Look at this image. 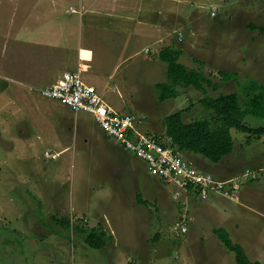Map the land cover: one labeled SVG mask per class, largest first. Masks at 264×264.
Returning a JSON list of instances; mask_svg holds the SVG:
<instances>
[{
  "label": "rangeland",
  "instance_id": "rangeland-1",
  "mask_svg": "<svg viewBox=\"0 0 264 264\" xmlns=\"http://www.w3.org/2000/svg\"><path fill=\"white\" fill-rule=\"evenodd\" d=\"M164 1L181 16L169 31V39L154 43L152 38L124 34L118 43L123 42L127 49L107 60H97L89 70L115 110L137 115L142 119L141 130L163 137L164 120L173 113L182 112L187 123L210 120L213 111L200 103L207 95L216 98L220 93L236 92L244 101L264 92V0ZM3 6L0 60L4 62L3 56L10 58L14 52L13 37L9 38L14 20L12 8ZM160 7L162 15L165 8ZM213 7L217 8L215 14ZM107 34L100 31L103 44L112 41ZM168 45L182 52L180 61L189 69L203 71L219 88L206 86L204 92L179 85L177 97L161 101L157 85L170 80L168 64L159 55ZM70 48V67L55 65L61 74L72 69ZM131 52L130 58L121 59ZM221 71L238 76L227 79ZM5 72H14V66ZM2 78L0 264H238L235 253L214 233L215 228H226L231 236L232 228L221 223L226 215L221 212L224 203L216 211L215 203L191 196L186 205L189 231L176 237L173 226L182 210L175 186L147 172L129 173L110 162L106 156L112 152L102 146L108 143L107 138L90 113H76L62 102L44 98L37 91V87H44L40 82V86L20 85L18 80ZM40 102L51 106L52 115L41 109ZM243 121L252 127L264 126L263 118L252 115L244 116ZM231 134L233 165L240 173L249 168L257 174L249 181L255 185L257 201L251 214L256 208L264 214V135L255 137L238 128H231ZM110 164L118 167L112 170ZM139 197L147 201L137 204ZM226 201L241 208L238 213L246 210ZM55 219H70L73 227L82 225L89 231L103 228L110 238L104 248H93L84 242L85 235ZM254 219L242 226L246 236L254 235L250 230L253 223L264 224L263 217L256 215ZM241 244L252 254L247 239Z\"/></svg>",
  "mask_w": 264,
  "mask_h": 264
},
{
  "label": "crops",
  "instance_id": "crops-1",
  "mask_svg": "<svg viewBox=\"0 0 264 264\" xmlns=\"http://www.w3.org/2000/svg\"><path fill=\"white\" fill-rule=\"evenodd\" d=\"M163 1L0 0V5H4L2 8H12L14 20V32H10L9 35V38L13 37L14 52L10 58L4 55L3 59L6 58L4 62L0 60V77H4L2 78L4 80H18L16 82L20 85H25V82H28L35 86H40L37 85L40 82L44 87L40 86L37 88H45L62 76L55 66L56 64L58 66L62 64L69 66L71 58L70 47H72L73 62L71 63V70L81 69L82 73L84 71L85 80L98 88L94 83L95 73L93 70L91 72L89 70L92 66H96L97 60H107L111 56H117L119 50L125 51L127 49V45L123 44V42L119 45V36L127 34L132 38V35L137 34L142 35L146 40L152 38L154 43L158 41L165 42L170 38L169 31H171L172 27L178 25L180 19L178 17L181 16L171 3L167 4L165 1L163 3ZM160 6L165 8L162 15ZM100 31H107L106 38L110 37L112 41L103 44L100 38ZM6 50L7 47L3 51L6 53ZM132 55V52L125 53L121 56V59L125 60ZM124 62L126 61H121V63ZM13 66L14 72H5ZM71 70L66 69L64 72ZM30 88L31 90L35 89L33 85H29ZM39 106L46 111L45 113L52 115L51 106L42 102H40ZM58 119L62 120L61 118ZM104 136L107 138L106 141L108 143H102V146L107 149L110 148L112 154L106 156L110 162L114 161L118 165L125 167L129 173L137 174L139 170L147 172L152 177L156 176L149 172L146 160L128 152L106 133H104ZM230 157L231 154L227 155L218 164H210L196 156L190 155L189 158L194 161L200 171L211 173L221 180L229 179L240 173L238 168L234 166L236 161L231 160ZM110 165L112 170L118 167ZM261 168H264V165ZM240 170L242 171L243 169ZM251 180L242 184L238 191V200H232L223 195H213L205 201L210 200L215 205H218L216 208L214 207L216 211L221 210L219 205L225 204L221 212L226 215L221 223H225L232 228L231 232L230 228L227 227L235 242L241 244L246 239L249 241L252 254L248 253L243 244L241 245L245 248L250 260L264 264V224L253 223L250 226L251 232L255 231L253 232L254 235L246 236V233L242 230V226L246 225L245 222L256 221L254 219L256 215L264 219V214L259 208L253 210L255 214H251V209L257 202L255 193H253L255 185L249 182ZM137 197L138 194L136 193L134 199L136 200ZM226 200L234 201L236 205L246 207V210L239 212L243 213L240 215L238 211L242 209L233 207ZM136 203L142 204L144 202L137 201ZM262 203L261 209H264V202ZM208 207L212 208L211 205Z\"/></svg>",
  "mask_w": 264,
  "mask_h": 264
},
{
  "label": "built area",
  "instance_id": "built-area-1",
  "mask_svg": "<svg viewBox=\"0 0 264 264\" xmlns=\"http://www.w3.org/2000/svg\"><path fill=\"white\" fill-rule=\"evenodd\" d=\"M216 10L213 7L212 13L215 14ZM179 40H182V34ZM37 91L44 98L62 102L76 113H90L104 133L130 153L146 160L151 174L175 186V197L182 210L173 226L176 237H183L189 231L186 205L191 196L201 201L213 195L238 200L242 184L257 178L251 169L221 180L211 173L200 171L192 159L186 158L184 152L170 144V137L159 138L156 134L146 133L139 128L142 119L137 115L116 111L98 88L85 80L81 69L66 71L56 82Z\"/></svg>",
  "mask_w": 264,
  "mask_h": 264
},
{
  "label": "trees",
  "instance_id": "trees-1",
  "mask_svg": "<svg viewBox=\"0 0 264 264\" xmlns=\"http://www.w3.org/2000/svg\"><path fill=\"white\" fill-rule=\"evenodd\" d=\"M182 52L171 46L164 48L160 53V59L168 64L169 83H160L157 89L161 92L160 100L177 97V86L194 87L206 92V86L218 89L219 84L207 77L203 71L189 69L180 61ZM227 79L236 77L238 74L221 71ZM236 92L220 93L216 98L205 96L200 103L213 111L212 118L185 122L182 112L173 113L164 120L166 136L171 138L170 144L191 156H196L210 164L220 163L234 150V140L231 128H238L255 137L264 135V126L252 127L243 121L244 116L252 115L264 119V92L251 96L249 100ZM242 103V104H241ZM239 114V116L237 115ZM159 138L162 135L156 134ZM190 157V156H189ZM249 169V168H247ZM255 179V178H254ZM138 201L146 202L139 197ZM56 222L68 229L78 231L85 235L84 242L93 248H104L110 238L102 228L87 230L82 225L73 227L70 219H55ZM214 233L219 237L222 244L235 253L238 264H262L252 261L248 257L245 248L235 242L226 229L215 228ZM130 264V263H128Z\"/></svg>",
  "mask_w": 264,
  "mask_h": 264
}]
</instances>
